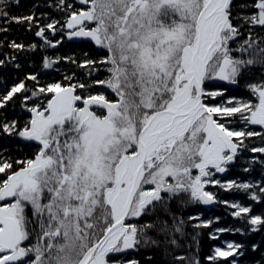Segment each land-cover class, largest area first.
<instances>
[{"label":"snow or ice","instance_id":"obj_1","mask_svg":"<svg viewBox=\"0 0 264 264\" xmlns=\"http://www.w3.org/2000/svg\"><path fill=\"white\" fill-rule=\"evenodd\" d=\"M9 2L0 0V20L39 26L34 14L10 16ZM80 2L90 6L75 10L65 0H57L56 6L67 11L63 28L69 30V38H90L107 50L108 56L100 61L85 59L80 66L105 65L109 76L89 84L57 81L24 95L23 100L31 102L44 94L46 103L22 102L30 113L23 127L0 116V134L37 144L30 158L13 162L0 156V264H139L111 257L139 246L142 240L149 242L145 228L153 225L138 227L129 218L163 202L162 193H186L191 202L203 205L225 204L234 217L247 214L249 230L258 231L256 226H264V213L252 215L250 206L220 201L205 189L219 184L248 191L253 201L261 199L257 185L221 183L211 171L225 172L245 146L244 138L261 135L247 131L248 125L264 126V81L246 85L256 102L235 98L227 106L205 102L207 97L222 96L219 90H207V81L235 85L247 66L264 63V48L251 32L237 49L230 46L241 35L232 17V0ZM252 8L242 19L250 26L264 27V0H254ZM58 23L39 26L36 35L57 31ZM46 43L55 47L60 41ZM9 46L23 47L15 42ZM250 49L259 60L232 55ZM64 59L75 63L71 57ZM53 63L45 57V68ZM94 85L110 89L118 99L109 100L102 92L92 94L88 90ZM77 89L88 94H77ZM27 91L24 81L12 86L0 96V108L16 93ZM102 110L106 114H98ZM236 114L245 129L229 126ZM250 151L264 153V147ZM254 161L255 157L250 163ZM259 192L264 193V186ZM29 205L32 219L26 215ZM97 210H103L102 221ZM33 234L36 243L24 246ZM259 247L251 245L254 252ZM244 248L229 242L224 248L215 247L207 259L228 264L231 258L230 264H238Z\"/></svg>","mask_w":264,"mask_h":264},{"label":"trees","instance_id":"obj_2","mask_svg":"<svg viewBox=\"0 0 264 264\" xmlns=\"http://www.w3.org/2000/svg\"><path fill=\"white\" fill-rule=\"evenodd\" d=\"M65 2L73 5L75 10L86 9L90 6L83 5L80 0H65ZM253 2L254 0H232V17L241 32L240 37L230 45L233 49H237L243 40L248 38L249 32H251L252 38L260 42L259 46L264 48V27L250 26L242 19L243 16L250 15L254 11ZM56 5L57 0H18V3L16 0H10L8 4L7 11L10 16L23 17L34 14L39 26L47 25L53 20L58 21L59 23L55 26L57 31L53 32L48 29L44 36L36 35L39 30V26L36 24H31V26L27 22L5 24L3 20H0V28L7 29V31H0V60L4 61L3 64H0V96L6 94L12 86L21 81H24L28 90L26 93H16L6 107L0 108V116H6L8 120H17L21 127L30 118V113L22 106V102L29 106L46 103L43 98L44 94H39L40 99L33 97L31 102L24 101V95L31 96L32 91L38 90V87L57 81L62 84H89L93 80H103L109 76L105 65L97 63L95 66H80L85 59L100 61L101 58L108 56V52L106 49L96 46L90 38H69L66 34L69 30L63 28L67 11ZM46 41L53 44L56 41H60V43L52 47ZM12 42L21 44L23 47L19 49L10 47ZM33 45L35 47H32ZM232 55L242 59H260L252 49L247 52L233 51ZM45 57L54 61L52 67H44ZM58 57L60 59H57ZM65 57L73 58L75 63L64 59ZM29 76H36L37 79H27ZM65 77H71V79L66 80ZM261 81H264V63H255L244 69L235 87L220 86L226 95L254 101L256 97L252 95L246 85ZM205 86L212 87L213 83L207 81ZM88 91L92 94L102 92L109 100L118 99L110 89L104 86L94 85ZM77 94L86 95L88 93L77 89ZM215 101L216 99L205 100L210 104ZM102 113L103 110L98 112V114ZM231 119L232 123L229 125L231 128L245 129L244 122L235 120L236 117ZM246 130L261 133V135L244 138L243 145L245 146H241L231 168V174L228 176L257 185L255 191L261 199L251 200L249 198L251 193L243 189L234 193L228 190H214L211 187L210 191L215 193L218 198L226 200L233 198L245 206H250L251 214L258 215L264 213V193L259 192V187L264 186V163H262L264 162V153H253L250 149L264 147V128L248 125ZM36 150V142H26L16 136L0 134V156L4 158H11L15 162L32 157ZM254 157L255 161L250 163ZM246 169L247 171H245ZM2 175L0 174V177ZM168 179L169 182H173L171 178ZM162 196L164 197L163 202L150 206L140 217L129 218V222L135 223L138 227L147 224L153 225L151 228H145L146 238L149 242L144 243L142 240L139 246L125 250L121 255L112 256V261L135 260L139 264H223L221 261L211 262L207 257L212 255L214 246L222 245L224 241H230L245 245L244 254L238 258V264H257V262L264 264V226H256L258 231H250L251 226L248 223L247 214L242 217H234L229 207L222 204L217 209L205 210L202 204L191 202L189 194L186 193L174 195L162 193ZM102 211L97 210L101 221L103 220ZM197 214H202L203 217L212 214L216 215L217 219L211 220L212 223L208 227H204L203 223L198 222L195 218ZM26 215L32 219L30 205L26 207ZM176 227L180 228L179 232L175 231ZM216 228L231 229V231L219 232L214 237L212 233ZM236 229L242 231L237 232ZM36 239V235L33 234L24 246L36 243ZM253 243L260 246L255 252L251 249ZM230 260L231 258H229L228 264H230Z\"/></svg>","mask_w":264,"mask_h":264},{"label":"rangeland","instance_id":"obj_3","mask_svg":"<svg viewBox=\"0 0 264 264\" xmlns=\"http://www.w3.org/2000/svg\"><path fill=\"white\" fill-rule=\"evenodd\" d=\"M210 82H211V80H209ZM207 88V90H209V91H214V90H219V91H221L222 92V96H218V97H215V98H212V97H207L206 99H216V101H215V103H211V104H213V105H225V106H227L228 105V102L230 101V100H232V98H235V100H243V99H241V98H238V97H236V96H232V95H226L225 93H224V89L223 88H221V86H220V84H214L213 83V86L212 87H206ZM253 102H256V100H254ZM208 104H210V103H208ZM103 114H106V110H103V113L101 114V115H103ZM236 119L235 120H237V121H239V122H243L241 119H240V114H237L236 116ZM218 120H224V118H222V117H216ZM251 126V125H250ZM262 128H264V126H261ZM239 128V127H238ZM234 129V128H233ZM235 130H242V129H235ZM240 149V148H239ZM240 152V150H238V152H237V154ZM215 179H217L218 181H220L221 183H227V182H229V181H234V182H237V183H248L247 181L246 182H244V181H240V180H238L237 178H229V176H226V177H219V176H215ZM212 185V184H211ZM213 186H215V187H213V189L214 190H218V189H220V190H223V191H226V190H228V189H225V188H222V187H220V185L219 184H216V185H213ZM206 190H208V189H206ZM241 189H232V190H228V191H233L234 193H237L238 191H240ZM208 191H210V190H208ZM210 192H212V191H210ZM218 200H220V201H229V202H232V201H236L237 202V200H235V199H233V198H231L230 200H226V199H223V198H218ZM10 202V201H9ZM3 202H1L0 204H2ZM220 204H222V203H218V205H217V207H215L214 209H217V208H219L220 207ZM222 205H225V204H222ZM225 206H227V205H225ZM227 207H229V209L231 210V213H232V208L230 207V206H227ZM195 218L198 220V222H201V223H203V222H207V221H211V220H216L217 219V216L216 215H212V214H208V215H204V217H203V215L202 214H197V215H195ZM218 229H220V228H216L215 230H214V232L212 233V236H217L218 235V233L220 232V231H217ZM230 241H224L223 243H222V245H219V246H214L213 247V249L215 248V247H221V248H224V247H226V245H227V243H229Z\"/></svg>","mask_w":264,"mask_h":264},{"label":"flooded vegetation","instance_id":"obj_4","mask_svg":"<svg viewBox=\"0 0 264 264\" xmlns=\"http://www.w3.org/2000/svg\"><path fill=\"white\" fill-rule=\"evenodd\" d=\"M220 85H226V84H220ZM251 126H252V127H255V128H258V127L262 128L260 125H251ZM262 129H263V128H262ZM233 139H234V142H237V143H238V141L236 140V138H233ZM240 149H241V147H240ZM240 149H239V150H240ZM236 157H237V155H236ZM236 157H235V158H236ZM235 158H234V160H233L232 162H230L228 165L225 166V167H226V171H225V172H223V173H218V172H215L214 169H211V171L214 173L215 176H219V177H221V178L230 175V174H231V168H232V166L234 165V162H235ZM193 174H198V173H197V170H193ZM211 187H215V186L209 184V185H206V186H205V189L210 190ZM217 205H218V203H215L214 206H213L212 208H210V209H206L205 207H203V208H204L205 210H212V209H214L215 207H217ZM202 206H203V205H202Z\"/></svg>","mask_w":264,"mask_h":264},{"label":"water","instance_id":"obj_5","mask_svg":"<svg viewBox=\"0 0 264 264\" xmlns=\"http://www.w3.org/2000/svg\"><path fill=\"white\" fill-rule=\"evenodd\" d=\"M211 83H214V84H226L228 87H235V85L233 84H229L228 82L226 81H220V80H211ZM215 203L211 204V205H203V207H205L206 209H210L214 206Z\"/></svg>","mask_w":264,"mask_h":264}]
</instances>
